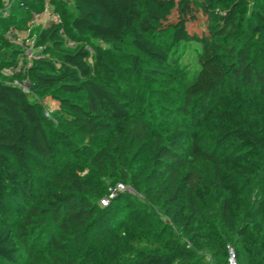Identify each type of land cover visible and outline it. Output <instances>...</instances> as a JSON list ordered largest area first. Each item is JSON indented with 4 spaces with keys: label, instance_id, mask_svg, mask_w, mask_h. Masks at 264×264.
<instances>
[{
    "label": "trees",
    "instance_id": "16d2710c",
    "mask_svg": "<svg viewBox=\"0 0 264 264\" xmlns=\"http://www.w3.org/2000/svg\"><path fill=\"white\" fill-rule=\"evenodd\" d=\"M54 1L70 23L36 32L45 55L22 81L29 88L0 77V264H229L228 246L238 264H264V11L250 24L261 39L252 51L238 36L240 3L177 0L164 31L176 45L198 47L187 104L199 107L205 122L192 136L177 126L154 134L130 101L94 76L90 48L80 43L92 38L121 49L130 36L141 53L132 58L137 69L146 60L177 69L179 53L149 36L153 8L144 9L142 0ZM16 2L35 10L32 0ZM214 22L221 25L216 31L196 27ZM228 30L237 43L221 41ZM69 38L79 43L70 46ZM96 59L108 68L100 50ZM48 99L62 104L57 114L70 128L103 136L89 173L80 174L75 162L57 163V141L42 112ZM109 170L111 193L133 217L94 248L90 237L112 211L92 199L111 195L99 177ZM133 182L147 201L139 215L120 186ZM52 223L59 233H48Z\"/></svg>",
    "mask_w": 264,
    "mask_h": 264
},
{
    "label": "rangeland",
    "instance_id": "374dc122",
    "mask_svg": "<svg viewBox=\"0 0 264 264\" xmlns=\"http://www.w3.org/2000/svg\"><path fill=\"white\" fill-rule=\"evenodd\" d=\"M35 3L33 12L25 11L18 8L16 0H0V77H14L18 81H27L31 79L30 64L32 59L26 53L31 49L36 55L44 56L45 47L37 40L36 32L51 25L48 19H35V14L46 11L49 18H55L61 21V25L66 29V24L70 23V18L64 19L61 12L57 10V3L54 0H32ZM58 2V0H56ZM177 0H142L144 9L153 8L147 14L148 24L152 27L150 38L156 43L169 50L178 52L180 64L178 68L164 67L156 62L146 60L143 62L141 69H137L133 62V56L141 55L137 48L133 45L132 38L127 36L121 49H115L110 45H106L100 41L89 38L80 43L87 44L90 48L92 56L90 63L94 70V76L99 80L106 82L117 92L120 98L128 100L132 103L134 110L139 113V119H146V122L152 127L154 134L161 133L167 127H181L187 129L190 133L195 132L197 135L202 131L205 117L199 107L188 108L187 104V88L194 81V75L199 67L198 47L193 44L176 45L171 32L164 31V28L175 18V4ZM240 3L239 10V35L249 40L252 44V51L255 48L253 41L261 44L258 34L251 32L250 24L258 20V14L263 12V0H232L230 4ZM70 9L73 10L72 3ZM43 8L42 11H39ZM196 24L199 30L211 29L216 31L220 28V24L214 22L211 24ZM222 31V30H220ZM246 31V36L244 32ZM235 33L228 30L221 37L227 45L237 43ZM77 42L74 38H69V45L75 46ZM105 57L108 65L107 69L97 64V52ZM259 55L264 60V44L260 49ZM18 56L23 60L20 69L16 63L13 65L2 66L4 61L11 60ZM145 58L144 56H142ZM17 62V61H16ZM9 72L5 73L7 69ZM12 68V69H11ZM154 70L163 71L160 74ZM12 71V72H11ZM16 71V72H15ZM8 74V75H7ZM63 109L62 104L58 101L48 99L43 106L42 112L45 115L47 126L55 137L58 146L57 163L65 164L75 162L80 174H87L90 166L93 165V157L100 149L103 136L93 138L87 137L80 128L72 129L66 124V121L60 120L57 112ZM84 169V170H82ZM100 172V179L108 186L109 193L113 192L112 182L115 178V172ZM123 192L127 190L132 195L130 204L132 211L137 207L140 211L138 215L148 209L146 197L140 188L133 182L127 187L121 188ZM128 196V195H127ZM126 196V197H127ZM116 195L111 198L108 205L112 211L111 215L104 217L106 220L100 226H97L90 237L92 246L98 248L108 233L113 234L115 229L125 230L130 225L128 220L133 217L129 205H125L124 201H116ZM127 198H125L126 200ZM129 200V198H128ZM96 206L103 205V199H92ZM130 211V212H129ZM151 217L163 218L157 212H152ZM156 213V215H155ZM125 221L127 223H125ZM100 234L96 236V232ZM59 233L56 224L52 223L48 229V233ZM103 236V237H102ZM107 240V239H106ZM75 253V246H70ZM80 258V257H79Z\"/></svg>",
    "mask_w": 264,
    "mask_h": 264
},
{
    "label": "built area",
    "instance_id": "2783aa9c",
    "mask_svg": "<svg viewBox=\"0 0 264 264\" xmlns=\"http://www.w3.org/2000/svg\"><path fill=\"white\" fill-rule=\"evenodd\" d=\"M48 19V21L50 22V23H52L51 25H55V24H60L61 23V21H58V20H56L55 18H53V19H51V18H49V16L47 15V13H46V11H44V12H40V13H36L35 14V19H37V20H40V19ZM49 26V25H48ZM26 55L29 57V58H31L32 59V63L30 64V66H32L33 65V63H34V61L35 60H37V59H39V58H41L42 56H40V55H36L31 49H29L28 51H27V53H26ZM16 64L17 65H19V64H23V60H21V59H19L17 62H16ZM20 67H21V65H19V66H17L16 68V71L18 70V69H20ZM12 69V68H11ZM10 71V69L8 68L7 69V71H5V73H7V72H9ZM15 71V72H16ZM12 72V71H11ZM8 75V74H7ZM15 82L16 83H19L20 85H22L23 87H24V89H28L29 88V84H28V82L26 83V82H20V81H18V80H15ZM121 187H123L122 185H120ZM114 197V194L113 193H111V195L108 197V198H104L103 199V205H108L109 204V202L111 201V198H113ZM228 249H229V258H228V261H229V264H238V258H237V254H236V251H235V249L232 247V246H228Z\"/></svg>",
    "mask_w": 264,
    "mask_h": 264
}]
</instances>
